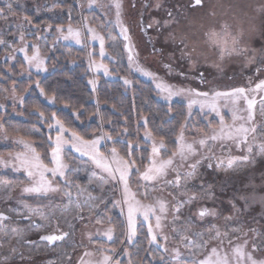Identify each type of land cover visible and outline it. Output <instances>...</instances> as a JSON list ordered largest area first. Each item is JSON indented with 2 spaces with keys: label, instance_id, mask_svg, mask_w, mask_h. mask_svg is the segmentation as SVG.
<instances>
[{
  "label": "rangeland",
  "instance_id": "obj_1",
  "mask_svg": "<svg viewBox=\"0 0 264 264\" xmlns=\"http://www.w3.org/2000/svg\"><path fill=\"white\" fill-rule=\"evenodd\" d=\"M25 1H28V5L24 2L11 3L9 0H0V10L11 5L16 7L15 9L21 12L20 14L32 15L33 18L42 22L36 28V26L29 25L30 23L26 21L25 17H17L10 13L5 14L3 18L0 17V41H3L0 43V71L1 66L7 63L13 64L16 59H20L23 64L22 79H28L30 75L46 76L48 74L46 65L48 53L60 46L77 49L84 54L83 60L90 75L88 85L93 93L97 91L98 77L110 82H118L127 88L131 85L130 78L134 77L150 84L161 103L179 102L185 105L188 112L189 97L187 93L173 96L170 100L165 99L167 93H161L156 84L162 82L172 86L174 90L194 89L198 92H225L238 87H243L246 90L254 89L257 83L264 80V0H204L203 9L195 10L191 14L184 13L183 16H178L175 9L171 10L167 7L160 8L154 13L149 9L155 4L153 1L143 18H141L142 15L140 16V8L136 9V3L141 4V0H119L121 4L119 24L117 23L116 8L113 6L114 0H95L91 7L89 0H49L50 7L47 8L41 0ZM56 4H65L67 8L55 9L56 7L53 6ZM141 10L144 11L142 7ZM169 13L171 16L168 17ZM224 25H227L228 31L237 37L236 47L247 49L246 53L225 54L221 58L219 49L208 42L206 33L212 30L220 32ZM69 27L74 31H79V43L76 42V38L69 36ZM121 27L128 29L130 40L124 39ZM88 28H93L103 38V55H101L100 40H94ZM21 35H23V39H21ZM66 36L69 38L65 39ZM171 42L179 43V49L176 48L178 49L176 59L172 52ZM126 44H130L132 48V62L129 61ZM229 46H232L231 42H229ZM34 55L38 57L39 66L37 62L30 64L25 59L26 56ZM252 57H255V60L249 63ZM137 66L153 73L158 79L154 80L142 75L136 70ZM258 68L259 72H257ZM246 74L251 78L244 77ZM125 80L129 83L125 84ZM90 81H94V87L89 83ZM27 94L28 91L20 88L18 92L8 93L5 91V87H0V111H4L6 107L12 105L20 107ZM247 94L249 98H255L254 112L256 116L257 111L261 108V103H264V91H248ZM218 106L226 123H231L230 106L225 107L222 101L218 103ZM240 107L246 108V104L241 101ZM193 113L210 117L215 121V124L213 123L215 127L209 130L208 134L213 129H219L220 117L214 112L207 108L201 110L199 104H195L191 110V114ZM242 114L246 115L247 113ZM51 132L54 133V136L50 141L51 151L48 167L54 166L51 163V152L55 147L57 135L60 134V127L56 122L51 126ZM61 135L64 140L70 142L73 140V135L68 131ZM96 139L100 141L98 145L100 152L103 150L102 155L110 160L111 149L105 148L106 144L110 143L109 140L102 134L94 140ZM193 139H185V141L192 143ZM2 140L13 144L14 149L0 151V158L8 162L7 166L0 164V175L10 172L22 179L12 180L0 177V213L7 217L6 220L0 221V264H12L19 253H21L18 257L19 260L39 258L36 257L40 255L39 251L46 250L44 245L37 246V243L35 244L32 248L37 251L35 255L25 245L30 242L29 239L37 237L41 228L50 225V221H56L61 233L67 237L63 242L64 248L57 252L60 255L59 259L55 260L53 257H49L45 264H66L73 256L74 262L71 264H100L105 255L111 257L108 264H139L138 261L131 259L129 252L139 235L142 234L146 237L150 250L158 257H164L165 264L166 262L168 264H197L199 260L210 254V249L213 246L218 250L222 249L220 255L227 254L232 264H235L232 248L237 246L242 248L245 253L241 264H248L247 255L249 254L257 261L264 260V202L261 199L264 197V156L257 155L256 151L258 150L252 153L249 164L245 166V169H248V174L242 175V180L235 183L236 190H231L228 193V198H225L226 195L222 194H226V192L220 183L222 176L218 177V174L222 175V169L225 170V165L213 173L219 182L216 187L209 185L205 188H190L182 181L184 176L180 174V186L177 187L175 181L178 172L172 167L182 163L178 156L174 158V164L170 166L166 176L155 181L141 180L140 175L151 167L154 159L157 162L166 159L161 154L162 149L157 157H153L151 149L149 165L143 171L132 168L129 185L132 192L136 194V199L140 200L142 204L152 206L155 214H150L147 220L143 215L137 214L135 235L130 241L127 205L123 204V188L118 182V176L117 180L113 181L106 173L98 169L88 156H81L73 149L71 143H66L60 153L61 159L68 165L64 169L65 176L51 178L53 185L57 186L59 191L47 195L23 193L21 189L29 185L30 181L22 171L16 172L12 167L16 163L15 154L23 150L22 145L14 143L15 139L4 140L2 137ZM147 142L152 148L153 141L147 139ZM220 143L231 144L235 151L240 150L242 145L248 147L246 144L237 147L231 141H209L206 147L201 148L199 144H195V148L197 154H202L204 150ZM74 158L86 163V165H82L81 172L75 177L70 174L73 171L72 168L77 165ZM88 167L89 170H87ZM234 167L233 165V172ZM225 173L227 172L223 174ZM47 175L51 177L50 173ZM165 178H168L166 183L159 186L167 194L173 196L172 203L156 185ZM75 179L84 192H80L73 186L74 184L71 182ZM70 191H75V193ZM77 193L85 196L84 200L79 198L81 196L76 195ZM90 195L98 196V198L115 195V202H120V204L114 202V204L105 207L109 213H113L116 209L123 221L124 244L122 250H117L111 244L113 238L108 240L104 235L108 229H112L110 225L106 224L107 221L88 216L91 210L89 205L95 204ZM28 197H48L51 199L48 203L50 208L46 212L34 211L36 209L21 201V198ZM241 197L247 198L246 210L245 200ZM161 203L165 206L164 212L160 211ZM232 203H235L239 211L233 209ZM198 205L215 206L219 212L215 217L211 214L206 218H198L194 213V207ZM222 205L224 208L221 209ZM157 216L160 217V228L156 227ZM150 227L152 234L156 236L155 243L150 242ZM247 228L259 230V232L262 230V235L260 234L252 243L258 249L257 251L248 248L250 238L245 237L243 232ZM13 229L16 231L14 232ZM217 229L220 233H227L225 240L213 239L205 248L196 247L210 235L215 237ZM238 235H241L242 238L237 239ZM181 236H187L188 240H182ZM221 240L224 241L222 245ZM229 240H231V244H225ZM76 248L78 250L75 254ZM177 251L179 256L176 255ZM72 252L75 255H72ZM86 253H91V255H86ZM154 257L156 256L154 255Z\"/></svg>",
  "mask_w": 264,
  "mask_h": 264
},
{
  "label": "trees",
  "instance_id": "obj_2",
  "mask_svg": "<svg viewBox=\"0 0 264 264\" xmlns=\"http://www.w3.org/2000/svg\"><path fill=\"white\" fill-rule=\"evenodd\" d=\"M41 1L44 2L46 8L50 7L49 0ZM9 2H24L28 5V1L25 0H9ZM53 7L60 9L67 8V5L56 4ZM15 8L11 6L10 9L9 5L5 6L4 10H0V17L3 18L5 14L10 13L17 17H27L26 21L30 23L29 25L36 26V28L41 25V20L33 18L32 15H22ZM171 46L176 59L179 45L171 42ZM83 59L84 54L77 49L55 47L48 53L46 63L48 74L44 77L30 75L28 79H22L21 77L23 64L20 59H16L13 64L7 63L1 66L0 87H5V91L8 93L18 92L20 88L28 91V94L20 107L12 105L6 107L4 111H0V125L7 130L10 140L23 139L31 143L46 165L50 163V141L54 136V133L51 132V126L56 121H59L64 129L72 135L75 133V135L87 141L94 140L100 134L104 135L110 142L106 144L105 148L109 150L116 148L119 156L134 162L135 166L133 168L138 171H143L149 165L151 158L152 148L145 138L146 132H150L152 134L151 140L154 139L158 144L161 138L164 140L166 147L162 149L161 154L167 159L171 157L177 148L176 141L181 133V125H185L183 131L187 140L200 138L203 133H208L209 130L215 127V121L210 117L196 113L189 115L187 108L182 103H161L150 84L134 77L130 78L131 85L128 88L118 82H110L98 77L97 91L93 93L88 85L90 75ZM244 77L251 78L247 74ZM251 81L253 82V80ZM263 108L264 103H261V108L255 116L256 124L260 126L256 138L253 139L250 136L248 141V144L252 145V153L258 150L256 147L258 143L264 142V135L259 134V132H264V117L260 115L261 111L264 110ZM8 149H14L13 144L4 142L0 135V151ZM209 149L204 150L202 154L190 157L188 161L180 165H174L172 169L184 176L182 181L188 184L190 188H205L209 185L216 187L219 182L213 176V173L225 165V170L222 169V175L218 174V177L222 176L220 183L224 192H226L222 195H226L225 198H228V193L233 189L236 190L235 183L240 182L242 177L248 174V169H245V166L249 164V162L235 159L233 161L235 166L233 172V165L232 167L228 166L229 159L243 157L244 155H249L251 158L253 154L248 153L247 147L244 145L237 151L233 150L231 144L226 143L214 145ZM101 152L103 153V150ZM206 156L210 159L205 158ZM75 160L77 165L70 172L73 177L81 172L82 165H86L84 161ZM196 161H199L196 175L189 177L188 173L192 169L188 165ZM218 165L219 167H217ZM87 170H89V167ZM224 172L227 173L223 174ZM0 177L12 180L22 179L10 172L1 173ZM167 179L159 181L156 184L158 188L166 183ZM71 183L80 192H84V189L77 184V179ZM179 186L177 185V187ZM112 187L114 189V186ZM160 189L172 203L173 196L167 194L163 188ZM70 192L75 193V191ZM232 195L235 194L232 193ZM79 196L84 200L85 196ZM90 197L95 204L89 205L91 210L89 209L90 214L87 215L98 220H106V224L110 225L113 230L111 244L117 250H122L124 244L123 221L116 209L113 213H109L107 207H105L114 204L115 195L101 198L90 195ZM219 198L221 199V197ZM50 200L48 197L21 198L22 202L36 209L34 211L44 212L50 208L48 207ZM222 208H224V205L221 206ZM205 209L208 211L201 217L200 212ZM218 212L219 210L215 206L198 205L194 207V213L198 218H206L211 214L215 217ZM250 229L253 228H247L243 231L245 237L250 238L249 249L253 248L252 243L255 242V239L260 234L262 235V230L259 232L255 229V232H253ZM224 234L221 232L220 239H226ZM239 238H242V236L238 235L237 239ZM225 244L229 243L226 242ZM129 254L131 259L138 261L139 264H165L164 257H158L150 250L144 234L139 235ZM166 264L168 263L166 262Z\"/></svg>",
  "mask_w": 264,
  "mask_h": 264
},
{
  "label": "snow or ice",
  "instance_id": "obj_3",
  "mask_svg": "<svg viewBox=\"0 0 264 264\" xmlns=\"http://www.w3.org/2000/svg\"><path fill=\"white\" fill-rule=\"evenodd\" d=\"M95 3V0H89V6L91 7ZM202 3V0H194V5H200ZM113 6L116 8V16H117V23H120V10H121V4L119 0H114ZM157 7H160L159 4L156 5ZM9 8L11 9V5H9ZM169 16H171V13H169ZM27 19V17H25ZM88 31L92 33V38L94 40H100L101 45V55L104 54L103 48H104V42L103 38L100 37L93 28H88ZM69 36L76 38V42L79 43V31H74L71 27L68 29ZM121 33L124 36V39L126 41L130 40V37L128 35V29L121 27ZM208 42L213 45L214 47L218 48L220 51L221 58L227 54L232 55L240 54V53H246L247 49L244 48H237L236 45L238 44V39L236 36H233L228 31V26L224 25L222 26V31L217 32L215 30H212L208 33H206ZM23 35H21V39H23ZM69 37H65V39H68ZM229 42H231V47L229 46ZM0 43H3V41H0ZM183 43V41H182ZM125 48L129 51V61L132 62L133 55H132V48L130 44H126ZM25 59L31 64L33 62H37V65L39 66L38 57L36 55L32 57H25ZM255 57L250 58L249 63L254 62ZM137 71L141 72L142 75L146 77H151L154 80H157L158 78L154 76L153 73L148 72L139 66L136 68ZM260 69H257V72H259ZM106 74L107 71L105 70ZM125 84H128L129 81L125 80ZM89 83L93 84V87L95 86L94 81H90ZM157 89L160 90L161 93H167V95L164 97L165 99H171L173 96H179L182 94L187 93V96L189 97V103H188V109H189V115H191V110L193 105L199 104L201 110H204L207 108L208 110L214 112L218 117H220V126L219 129H213L210 134L203 133L199 139L194 138L192 143H188L185 141L184 137V127L185 125H181V133L179 137L177 138L176 144L177 148L172 153L171 157L167 159H161L158 162L154 159L152 161L151 167H149L145 172H143L140 175V179L144 181H155L161 177H164L167 175L168 169L170 166L174 164V158L179 157L180 161L186 162L189 160L190 157L197 155V149L195 148V144H199L201 148H204L207 146L209 141L216 142V141H231L234 143L237 147H239L241 144L248 145L247 152L252 153L253 148L250 144H248L249 137L251 136L253 139L256 138V134L258 133V126L255 121V112H254V104H255V98H249L247 92L248 91H264V80L260 81L256 84L254 89L246 90L243 87H238L235 89H232L231 91H212V92H198L194 89H180V90H174L172 86L166 85L162 82H158L156 84ZM203 98V99H199ZM223 102L225 107H229V111L231 112V123H226L225 117L221 114L220 107L218 106L219 102ZM243 101L246 104V108L240 107V102ZM246 112L247 114L244 115L242 113ZM261 117H264V110L260 113ZM55 119V118H54ZM240 122V123H237ZM57 125L60 127V134L57 135L56 141H55V147L52 148L51 156L52 160L51 163L54 165L53 167H48L42 160L40 154L37 152V150L33 147V145L23 139H15L13 142L19 145H22L23 150L20 152H17L14 156V160L16 163L12 165L13 170L16 172H23V174L27 177L28 181H30L29 185L24 186L21 191L23 193H30V194H36V195H47L49 193H56L59 191V188L57 186H54L51 178L54 177H61L63 178L65 176L64 169L68 167L67 164L63 162L61 159V150L63 148V145L66 143H71L72 147L75 151L79 152L81 156H88V158L93 162V164L100 169L103 173H106L109 178H111L113 181L117 180L118 176V182L122 185L123 188V204L127 205V216H128V227H129V240L131 241L132 236L135 235V218L137 214H141L144 216L145 220L149 219L150 214H155L154 209L150 205L142 204L140 200L136 199V194L132 192L130 185H129V179L132 175L131 169L135 166L134 162H130L128 159H125L124 157L119 156L117 153L116 148L111 149V159L109 160L107 157L102 155L100 152L98 145L100 141L98 139L87 141L82 139L81 137L75 135L73 133V140L67 141L62 138V133L66 131L64 129L63 125L60 124L59 121H56ZM260 135H264V132H259ZM0 135H2L4 140L9 139L7 130L0 125ZM146 139H151L152 134L150 132L145 133ZM111 139V137H109ZM223 146V145H221ZM131 147V145H129ZM165 143L164 140L161 138L159 144L155 142L153 139L152 142V154L153 157H157L160 155V150L164 149ZM258 151L257 155L264 156V142H260L256 145ZM210 151V149H209ZM210 159V157H205ZM235 159L242 160L243 162H250V156L244 155L243 157L239 158H232L228 161V166L232 167L233 161ZM0 164H5L7 166L8 162L4 161L2 158H0ZM199 164V161H196L195 163H191L188 165L189 168L192 169L191 172L188 173L189 177H194L196 175V168ZM115 165V167H113ZM211 167V165H209ZM219 167V165L217 166ZM138 171V170H137ZM50 173L51 177H49L47 174ZM180 181V175L177 173L176 177V184L179 185ZM171 183V181H169ZM67 195H70V193H67ZM241 199L245 200V210L247 209V198L241 197ZM262 202H264V197L261 198ZM103 202V201H102ZM115 203L120 204L119 201H116ZM231 203V201H230ZM232 207L234 210L239 211L237 209L235 203H232ZM165 206L163 203L160 204V211L164 212ZM207 209L202 210L200 212V216L203 217L207 213ZM7 217L0 213V221L6 220ZM99 222V221H98ZM160 217H156V227L160 228ZM15 232L16 230L13 229ZM250 231L255 232V229H250ZM104 235L107 237L108 240H112V229H108L107 232L104 233ZM149 235L151 236L152 243H155L156 236L152 234V228H149ZM225 237L227 236V233L224 234ZM221 236V233L219 230H216L215 237L209 236L208 239H205L202 244L197 245V248H205L209 242L213 239H219ZM63 237H57V236H42V240L47 241H54L57 239H62ZM166 239V238H165ZM182 240L187 241V236H181ZM223 240L220 241L221 245L223 244ZM229 244H231V240L228 241ZM255 245H253V251H257ZM220 251L222 249L218 250L217 247L213 246L210 249V254L206 256L204 259H201L197 262V264H232V261L229 260V257L227 254L221 256ZM86 255H91V253H86ZM176 255L179 256V252H176ZM232 256L235 260V264H241V261L244 260L245 253L242 248L240 247H233L232 248ZM110 256H104L103 261L100 262V264H108L110 261ZM247 262L248 264H264V260L257 261L254 259L250 254L247 255Z\"/></svg>",
  "mask_w": 264,
  "mask_h": 264
},
{
  "label": "flooded vegetation",
  "instance_id": "obj_4",
  "mask_svg": "<svg viewBox=\"0 0 264 264\" xmlns=\"http://www.w3.org/2000/svg\"><path fill=\"white\" fill-rule=\"evenodd\" d=\"M155 1V4L152 5V8H149L150 3ZM137 4V8H140V16L141 18H143V15L145 14V12H147V10L149 11V9H151L152 12L156 13L157 10H159L160 8H170L175 9V11L177 12L178 16H183L184 13L188 14V13H193L195 10H201L204 8V0H202V3L200 5H194V0H141V4L136 3ZM159 4L160 7H157L156 5ZM141 7L144 11L141 10ZM149 8V9H148ZM167 16L169 17V14H167ZM147 30L148 27H146ZM179 43H177L178 45ZM256 71V70H255ZM22 224H25L24 222H22ZM50 225L45 226L44 228H41L37 237H33L30 240L29 243H26V247L27 249H31L32 254H36L37 251L33 250L32 248L35 246V244L37 243V246H39V244H42L45 246L46 250L44 249V251H39L40 255L36 256L42 259H22L19 260V256L21 253L16 255V259L14 260V262L12 264H45V262L47 261V259L49 257H53V259L58 260L60 255L59 251H61L64 247H63V242L66 239V235L64 233H61V230L59 229L58 223L56 221H50L49 223ZM77 231V230H76ZM42 236H57V237H63L62 239H57L54 241H47V240H42L41 237ZM76 241V240H75ZM27 242V241H26ZM76 245V243H75ZM76 252H74L75 254L77 253V248L75 249ZM54 256H51V255ZM72 252V255H75ZM71 255V256H72ZM29 260H31V263H29ZM33 261V262H32ZM72 262H74V256L71 257L68 261V263L66 264H71Z\"/></svg>",
  "mask_w": 264,
  "mask_h": 264
}]
</instances>
